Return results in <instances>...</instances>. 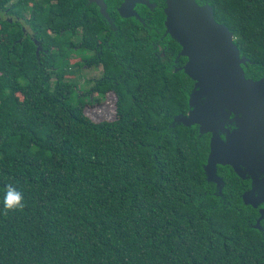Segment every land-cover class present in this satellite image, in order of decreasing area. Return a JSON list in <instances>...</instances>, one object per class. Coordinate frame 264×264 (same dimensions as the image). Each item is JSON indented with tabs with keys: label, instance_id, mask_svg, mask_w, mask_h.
Segmentation results:
<instances>
[{
	"label": "trees",
	"instance_id": "obj_1",
	"mask_svg": "<svg viewBox=\"0 0 264 264\" xmlns=\"http://www.w3.org/2000/svg\"><path fill=\"white\" fill-rule=\"evenodd\" d=\"M106 1L112 23L81 1L0 0L13 18L0 19V264H264V214L253 227L264 203L242 200L250 180L218 165V194L203 170L210 134L170 126L192 80L148 43L170 36L164 1L135 7L139 18ZM196 1L233 32L245 76H264V0ZM24 15L44 54L15 21ZM97 51L91 98L75 58ZM108 95L114 119L90 118ZM9 184L25 207L5 215Z\"/></svg>",
	"mask_w": 264,
	"mask_h": 264
},
{
	"label": "water",
	"instance_id": "obj_2",
	"mask_svg": "<svg viewBox=\"0 0 264 264\" xmlns=\"http://www.w3.org/2000/svg\"><path fill=\"white\" fill-rule=\"evenodd\" d=\"M163 1L165 31L180 45L178 56L187 57L183 72L193 81L187 112L175 114L170 126L197 125L199 134L209 133L205 178L220 194L224 183L217 166L231 167L240 178L250 180L243 202L257 207L264 203V76H245L248 59L240 54L228 26L216 21L209 3ZM97 4L112 23L104 1ZM136 4L154 5L151 0H122L120 16L139 18ZM259 212L253 227L262 230L264 208Z\"/></svg>",
	"mask_w": 264,
	"mask_h": 264
},
{
	"label": "flooded vegetation",
	"instance_id": "obj_3",
	"mask_svg": "<svg viewBox=\"0 0 264 264\" xmlns=\"http://www.w3.org/2000/svg\"><path fill=\"white\" fill-rule=\"evenodd\" d=\"M77 2H82V5L80 6V10H86L89 9L90 11L92 10H97L99 12V5L97 4V0H74ZM104 3L106 4V8H109V5L107 3L106 0H103ZM122 0H119L118 4L115 6V10L118 12V7L120 6ZM155 2V1H154ZM142 4H136L137 8H140ZM143 6V5H142ZM156 6V2L155 5L152 7H147L150 11H153L154 8ZM148 12V13H149ZM120 15V14H119ZM6 18L10 23L13 21L12 15H10L9 13V7H5L3 8V10L0 11V19L1 18ZM111 18V17H110ZM152 18V15L150 14V16H148L147 21L149 22V19ZM15 21H17L18 25L21 28V32L23 34L24 37H29L32 42L35 44V54L39 55L40 54H44V52L46 51L45 49L42 48L41 46V42L38 38L35 37V31L30 27L29 25V21H28V16L24 15V16H17ZM112 22H114L113 18H112ZM109 27H113L111 26V24L108 23ZM143 26L145 27L144 29L147 31V29H150V25H148V23L145 22L143 23ZM165 34V33H164ZM162 35L159 38H154L153 40H150L148 38V43L149 45L152 46L154 52H157L159 57H164V55L167 53V59L172 57V62L169 64L172 68L173 71H183V66L187 61V57L185 56H178L179 51H180V45L171 38V36L168 35ZM179 45L178 48L175 47V42ZM97 46H99V48L101 49L102 47L100 46V42L97 44ZM100 52L101 51H97V56L95 58H91L90 52H86L87 53V57L86 58H75L78 61H82V67H86L85 70H90V69H95L100 67V63H97V61L100 59ZM101 75L99 77H88V79H91L92 83L90 84V82L86 83L87 84V88L88 91L91 93L90 96L91 98H93L94 95H98V90L96 88L93 87L94 82L96 83V81H98L100 79ZM192 87H193V81H192ZM191 87V88H192ZM96 93V94H93ZM232 169V168H231ZM250 185V184H249ZM264 207V206H261Z\"/></svg>",
	"mask_w": 264,
	"mask_h": 264
},
{
	"label": "rangeland",
	"instance_id": "obj_4",
	"mask_svg": "<svg viewBox=\"0 0 264 264\" xmlns=\"http://www.w3.org/2000/svg\"><path fill=\"white\" fill-rule=\"evenodd\" d=\"M86 67H82L81 73L83 74V76L81 77V82L83 81L84 78L86 79H88V77L96 78L101 75V71H102L101 66L95 69H90L88 71L85 70ZM84 110L85 113L93 120H103V119L112 120L115 117V97L113 95H108L106 96L103 104L96 106L94 109H90L86 107Z\"/></svg>",
	"mask_w": 264,
	"mask_h": 264
},
{
	"label": "clouds",
	"instance_id": "obj_5",
	"mask_svg": "<svg viewBox=\"0 0 264 264\" xmlns=\"http://www.w3.org/2000/svg\"><path fill=\"white\" fill-rule=\"evenodd\" d=\"M24 207L25 204L23 194L18 191L13 185H7L3 197L4 214L6 215L9 211L23 210Z\"/></svg>",
	"mask_w": 264,
	"mask_h": 264
}]
</instances>
